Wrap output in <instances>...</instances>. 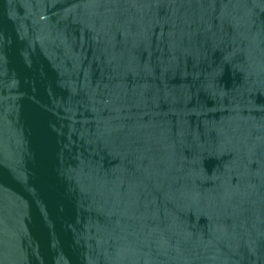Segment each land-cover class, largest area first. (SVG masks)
Returning <instances> with one entry per match:
<instances>
[{
	"label": "water",
	"instance_id": "95a60500",
	"mask_svg": "<svg viewBox=\"0 0 264 264\" xmlns=\"http://www.w3.org/2000/svg\"><path fill=\"white\" fill-rule=\"evenodd\" d=\"M0 264H264V0H0Z\"/></svg>",
	"mask_w": 264,
	"mask_h": 264
}]
</instances>
